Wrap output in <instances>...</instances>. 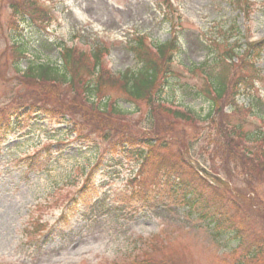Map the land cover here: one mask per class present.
I'll use <instances>...</instances> for the list:
<instances>
[{"label":"rangeland","instance_id":"374dc122","mask_svg":"<svg viewBox=\"0 0 264 264\" xmlns=\"http://www.w3.org/2000/svg\"><path fill=\"white\" fill-rule=\"evenodd\" d=\"M12 1L0 0V108L16 104L24 91L11 50L14 40L30 32L34 39L28 43L43 42L48 47L43 49L44 59L55 64H60L57 47L63 44L86 51L103 47L113 77L139 67L131 47L138 36L152 45L170 38V25L161 14L166 10L164 0H38L46 9L36 19L43 28L22 23L21 34L20 29L13 34L16 29L9 23ZM254 1L246 23L225 0H174L181 50L173 78L162 86V98L183 111L182 118H174L164 102L128 101L123 89L109 80L102 98L108 96L117 106L114 115L99 114L103 107H97L104 100H96L87 118L83 98L58 90L57 98L69 110L60 106L52 116L56 103L13 117L16 123L0 136V264H235L236 254L229 252L235 242L228 234L213 236L200 214L188 217L184 207L174 205L178 198L167 184L175 176L176 169L171 168H186L177 155L206 167L205 177L209 168L214 169L222 177L219 190L227 186L223 192L227 206L211 202L203 211L230 210L231 227L245 239L264 235V169L243 156L249 145L242 135L261 124L257 115L264 111V51L254 59L260 80L250 78L254 101L238 98V104L250 106L251 112L224 105L216 116L215 122L223 121L222 129L229 134L227 145H236L235 153L242 156L239 165L230 158L225 164L215 124L203 120L211 104L196 93L204 91L205 78L184 68L212 58L208 45L220 42L234 22L243 40L261 39L264 0ZM224 46L223 40L219 51ZM28 47L32 53V45ZM25 65L23 61L21 68ZM235 69L234 76L243 74ZM42 87L34 82V101ZM146 138L153 144L151 156L141 155L146 148L140 141ZM114 141L111 151L109 142ZM163 142L169 144L167 149L161 147ZM98 160L91 183L80 193L85 173ZM248 197L255 199L251 208L246 205ZM63 211L64 221L56 223Z\"/></svg>","mask_w":264,"mask_h":264},{"label":"trees","instance_id":"16d2710c","mask_svg":"<svg viewBox=\"0 0 264 264\" xmlns=\"http://www.w3.org/2000/svg\"><path fill=\"white\" fill-rule=\"evenodd\" d=\"M165 1L166 10L163 8L164 13H161L165 21H168L171 27V39L168 41L156 45V51L153 52L147 46L143 44L142 37H137L136 42L132 46V50L135 53L137 63L140 65L136 72H129L122 76V78L113 77L108 70L102 67L99 61L100 48H97L92 55L86 56L85 53H81L74 48L63 47L60 51V57L62 61L61 69L56 67V65L50 62H38L34 60H29L26 69L21 74V81L25 84L24 91L21 95L17 97V102L14 104L12 102L11 106L5 108L4 106L0 108V136L5 133L10 127L15 124L13 117L19 114V111L23 109V114L34 111V107L40 110L39 106H55L60 109L64 106L60 102L59 91L63 88L67 92L73 91L75 93L81 94V97L88 109L87 118L89 116L90 110L92 109L93 103L92 98L102 99L103 90L108 84L119 85L126 96L131 99V101H144L148 105L152 104L162 90V85L167 83V80L171 74L170 63L171 58L179 52V37L177 33L176 23H173L172 14L173 11L170 5ZM229 3L231 7L239 10L243 13L245 17H248L252 12V6L254 4L251 0H225ZM38 0H14L10 3V8L12 9V16L9 20L10 26L13 29H17L21 22L25 20H31V22L37 23L38 18H42L45 15L43 9L38 5ZM29 17V18H28ZM37 19V20H36ZM38 24V25H37ZM38 27L41 24L37 23ZM234 32L239 33V29L235 23L231 24L229 30L224 31L223 39L220 42H213L212 50L215 52L211 61H205L197 66L190 67L191 72L201 71L205 74L206 86L202 93L205 98L210 100L213 110L208 113L207 117H210L212 123L215 124V130L218 132V138L221 141V152L223 160L228 163L229 158L231 163L234 165L241 164L239 160L241 159V154L235 153L236 145L229 148L228 135L222 129L221 122H215L216 116L224 105H230L233 110L241 111L245 108L242 105L237 104L238 96H249L251 101H254V85L250 81L251 76H255L256 79L260 80V72L254 66V58L262 52L264 49V39L260 40L255 44L246 43L243 52L239 53L237 39L235 40L232 34ZM232 39V42H229ZM224 40L225 48L219 51V45ZM24 40L18 41L12 46L11 53L13 55V64L16 73H20L19 62L22 59H26V47L24 46ZM92 58V59H90ZM236 59V60H234ZM96 68L98 72L95 73ZM235 68L243 71V74L234 76L233 70ZM20 80V79H19ZM34 82H38L44 87L40 88L42 95L35 98L34 101ZM30 83V84H26ZM33 84V85H31ZM84 93L87 94L84 95ZM47 93V94H44ZM53 101L49 103L48 98ZM104 105L102 106V111H97L99 114L107 113L109 115H114L118 113L117 109L113 104H110L108 97H104ZM88 101H87V100ZM90 99V100H89ZM258 99H260L258 97ZM14 100V99H13ZM12 100V101H13ZM261 100V99H260ZM226 101H230L227 103ZM226 102V103H224ZM224 103V104H222ZM156 104H158L156 102ZM222 104V106H220ZM14 105H16L14 107ZM50 106V107H51ZM98 109L100 106L97 107ZM33 109V110H32ZM45 112H49V109H43ZM106 110V111H105ZM174 118H182V113L177 110L171 111ZM263 114V115H262ZM259 116L261 124L254 127L252 131H246L242 133L244 141L249 145V148L243 152L245 158H251L252 161L258 162L259 166L264 169V111ZM239 130L238 128H236ZM100 132L101 129H99ZM240 132V131H236ZM83 133H81L82 135ZM142 146L146 148L145 155L152 154L151 140L146 138L142 139ZM230 143V142H229ZM110 150L116 145V141L112 144L109 142ZM224 146L226 149L224 150ZM163 149L169 147L168 143H161ZM156 158V156H153ZM179 163H184L186 168L172 167L171 169H176L175 176H170L168 184V189L171 194L178 200L174 201L176 207H184L188 212V217L193 214L203 219L207 226H210V233L215 237H220L222 234H227L235 242L234 246L229 250L231 253H235V264H264V235L260 238H250L245 239L242 236L241 231L236 228H232L234 221L227 214L231 213L230 210H223L217 208L213 214H209L202 209H207L211 202H215L221 206H227V196L223 193L227 191V186L220 189L214 187L208 183L205 179L200 177L197 171L188 164L186 161L179 159V155L176 156ZM99 161L94 163L89 172L85 175L84 182L82 183L79 192L84 193V189L90 183L96 169L98 168ZM223 166H225L223 164ZM226 167V166H225ZM212 173H216L214 169H211ZM217 174V173H216ZM224 189V190H223ZM252 189V188H251ZM253 190V189H252ZM208 193L209 196H205L204 193ZM134 194H141L142 191H134ZM75 199H72L74 202ZM248 202L246 205L251 208L254 204V198L248 197ZM76 201V200H75ZM199 206L200 210L193 211ZM65 214L60 215V220L63 222ZM145 264H152L150 262H145Z\"/></svg>","mask_w":264,"mask_h":264}]
</instances>
